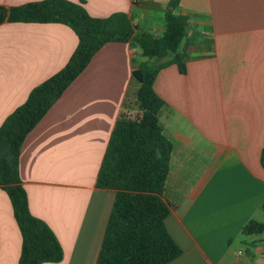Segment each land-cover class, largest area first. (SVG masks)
I'll use <instances>...</instances> for the list:
<instances>
[{"label": "crops", "instance_id": "0c3cea01", "mask_svg": "<svg viewBox=\"0 0 264 264\" xmlns=\"http://www.w3.org/2000/svg\"><path fill=\"white\" fill-rule=\"evenodd\" d=\"M43 0H0L18 7ZM92 18L125 14L138 33H160L170 0H66ZM188 19L185 73L161 69L153 89L171 144L162 198L165 227L182 250L168 264H264V0H180ZM78 40L57 23L0 25V125L33 88L68 62ZM137 47L107 43L26 136L19 174L32 216L63 252L54 264H95L115 198L95 186L109 138L141 118L132 71L153 63ZM21 235L0 189V264H18ZM51 264V263H45Z\"/></svg>", "mask_w": 264, "mask_h": 264}, {"label": "trees", "instance_id": "16d2710c", "mask_svg": "<svg viewBox=\"0 0 264 264\" xmlns=\"http://www.w3.org/2000/svg\"><path fill=\"white\" fill-rule=\"evenodd\" d=\"M179 1L170 0L164 15L165 28L160 33L136 32L123 13L92 18L82 3L66 0L0 6V25L57 23L70 28L78 40L66 65L33 88L24 103L0 125V189L8 196L21 235L18 264H54L63 258L52 231L29 211L19 174L22 144L107 43L130 44L140 49L142 57L157 63H145L132 71L138 83L135 103L141 118L134 123L121 120L115 125L97 174L96 188L114 191L115 198L95 264H168L182 254L164 223L170 209L162 193L172 146L158 122L164 102L153 89L164 67L175 65L181 74L185 73L186 52L182 46L186 43L188 19L174 13ZM260 163L264 169V149ZM263 233L264 224L256 221H249L242 229L244 236Z\"/></svg>", "mask_w": 264, "mask_h": 264}, {"label": "rangeland", "instance_id": "374dc122", "mask_svg": "<svg viewBox=\"0 0 264 264\" xmlns=\"http://www.w3.org/2000/svg\"><path fill=\"white\" fill-rule=\"evenodd\" d=\"M157 63V61H153V63H151L150 65H155ZM260 258H262V260L264 259V257H262V256H257V257H255V259H258V260H261Z\"/></svg>", "mask_w": 264, "mask_h": 264}]
</instances>
